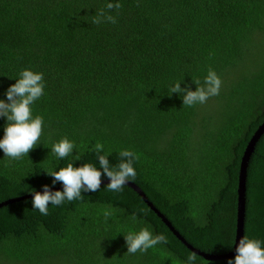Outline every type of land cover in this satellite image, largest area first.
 <instances>
[{
    "label": "trees",
    "instance_id": "trees-1",
    "mask_svg": "<svg viewBox=\"0 0 264 264\" xmlns=\"http://www.w3.org/2000/svg\"><path fill=\"white\" fill-rule=\"evenodd\" d=\"M101 9L117 23L94 24ZM210 68L222 80L218 96L187 107L180 94L167 95L176 82L195 91L193 79L203 84ZM25 69L44 76V95L31 106L43 132L20 160L0 150V202L52 186L46 171L69 163L103 172L101 143L112 166L122 150L136 153L130 182L189 244L232 250L239 165L264 121V0H0V99ZM6 123L0 117V139ZM65 137L80 160L51 152ZM107 184L49 204L47 216L32 197L0 207V264H187L194 252L143 199ZM142 228L168 243L126 254L125 235ZM244 235L264 248V132L247 166ZM194 254L195 264L235 258Z\"/></svg>",
    "mask_w": 264,
    "mask_h": 264
},
{
    "label": "clouds",
    "instance_id": "clouds-1",
    "mask_svg": "<svg viewBox=\"0 0 264 264\" xmlns=\"http://www.w3.org/2000/svg\"><path fill=\"white\" fill-rule=\"evenodd\" d=\"M122 7L120 3H107L108 12ZM94 24L102 22L117 23L116 17L107 14L104 9L93 18ZM197 85L195 91L191 90V85L181 87V82H176L168 88V96L180 94L183 106L192 107L197 104H205L209 98L218 96L222 87V80L211 68L205 77L203 84L198 79H193ZM45 82L43 73L25 69L19 73L17 82L10 85L6 90V100L0 99V117H6L7 123L4 126V136L0 139V150L4 157L10 160H20L24 156H29L31 150L35 149L40 141L43 132V118L33 116L31 106L44 95ZM75 149L74 142L67 137L55 143L51 152L59 159L72 156L73 160H80V154L73 156ZM97 153L100 168L90 163H85L80 167H75L69 163L59 171L48 170L47 175L51 176L52 186L60 183L63 190L52 191V186L43 185V191H32V208L38 210L42 215H49V204L61 206L65 201L82 199V192H97L101 188L102 175L110 181L106 189L111 192H122L126 183L135 181L137 177L133 166L134 160L139 157L130 150H122L120 162L115 166L110 164L107 156L101 155L103 145L97 143L94 146ZM113 214L112 210L104 212L107 220ZM130 219L135 222L137 217L133 214ZM127 253L136 254L137 252L146 253L149 249L159 244H167L168 238L163 233L153 235L148 228H142L137 233L125 235ZM196 255L193 253L188 256L187 264H195ZM227 264H264V248L261 247L259 240L250 239L247 235L239 238L234 259H229Z\"/></svg>",
    "mask_w": 264,
    "mask_h": 264
},
{
    "label": "water",
    "instance_id": "water-1",
    "mask_svg": "<svg viewBox=\"0 0 264 264\" xmlns=\"http://www.w3.org/2000/svg\"><path fill=\"white\" fill-rule=\"evenodd\" d=\"M263 132H264V121L254 131L241 157L239 171H238V183H237V206H236L237 208H236L235 237H234V243H233L232 250L226 253H221V254L205 253L193 247L179 234V232L174 228L171 222L152 204V202L148 200L144 192L135 183L129 181L126 183V185L131 187L143 199V201L150 207V209L154 211L158 217L161 218L163 223L170 229V231L184 245H186L187 248H189L192 252L202 256L206 260H219V259H228V258L234 257L236 255V247L238 245L239 238L244 236L245 191H246V174H247L248 161H249L250 155L254 149V146L257 140L259 139V137L261 136ZM109 182L110 181L108 179H102L101 184H107ZM59 189H63V185L52 187V191H57ZM38 191L42 192L43 190H38ZM31 197L32 195L28 193L22 196L9 198V199H6L0 202V207L11 204L13 202H16L22 199H25V198H31Z\"/></svg>",
    "mask_w": 264,
    "mask_h": 264
}]
</instances>
